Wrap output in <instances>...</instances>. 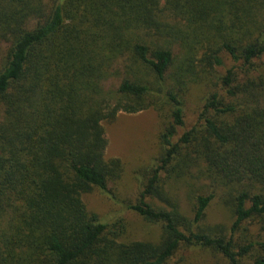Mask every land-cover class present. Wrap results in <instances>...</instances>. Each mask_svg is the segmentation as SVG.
I'll return each mask as SVG.
<instances>
[{"label": "trees", "instance_id": "16d2710c", "mask_svg": "<svg viewBox=\"0 0 264 264\" xmlns=\"http://www.w3.org/2000/svg\"><path fill=\"white\" fill-rule=\"evenodd\" d=\"M147 109L161 153L121 207L161 235L123 241L83 195L124 170L103 123ZM215 199L230 226H202ZM182 245L264 264V0H0V264H167Z\"/></svg>", "mask_w": 264, "mask_h": 264}, {"label": "rangeland", "instance_id": "374dc122", "mask_svg": "<svg viewBox=\"0 0 264 264\" xmlns=\"http://www.w3.org/2000/svg\"><path fill=\"white\" fill-rule=\"evenodd\" d=\"M224 59L225 67L221 68L222 72L235 65L227 55ZM201 99L202 91L199 86L189 96L185 126L178 130V136L197 122L198 112L202 106ZM103 125L108 139L106 157L119 158L124 170L118 181L109 183L106 192L95 190L86 193L83 195V200L89 211L97 213L106 221L120 216L125 218L127 229L122 236L123 241H157L161 235V227L147 223L133 211L122 209L121 202L137 199L140 191L136 179L137 172L144 171L161 153L160 116L155 109L133 114L120 113L114 120L105 121ZM180 201L182 208L188 211L189 202L184 194H181ZM233 219L226 206L219 199H215L206 212L202 226L222 224L230 226ZM167 264H225V261L208 249L182 245Z\"/></svg>", "mask_w": 264, "mask_h": 264}]
</instances>
